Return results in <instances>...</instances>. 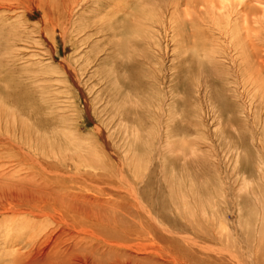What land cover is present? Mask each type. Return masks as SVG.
I'll use <instances>...</instances> for the list:
<instances>
[{
	"label": "rangeland",
	"instance_id": "rangeland-1",
	"mask_svg": "<svg viewBox=\"0 0 264 264\" xmlns=\"http://www.w3.org/2000/svg\"><path fill=\"white\" fill-rule=\"evenodd\" d=\"M113 1L0 0V211L124 246L66 264H264V0Z\"/></svg>",
	"mask_w": 264,
	"mask_h": 264
},
{
	"label": "bare ground",
	"instance_id": "bare-ground-1",
	"mask_svg": "<svg viewBox=\"0 0 264 264\" xmlns=\"http://www.w3.org/2000/svg\"><path fill=\"white\" fill-rule=\"evenodd\" d=\"M66 1H67L66 2V7H67L68 14H70V11L72 9H75V8H73L74 6L76 7L77 4H80L81 3V2L79 3L80 0H66ZM177 1H179V0H177ZM109 3H110V5H109L110 7L107 6L108 9H106V11L102 14V17L105 18L106 23H107L104 28H108V24H109V21H110V18H111L110 17L111 14H115V12H118V11L121 12L122 11V13H121V15L119 17L122 18L123 16H125L124 15V8H125L124 2H121V1H116L115 2L113 0H109ZM104 4H107V3H104ZM184 4H185V2H184ZM56 5L58 6V4H56ZM56 5H55V7H57ZM136 5H137V7L139 6V4H136ZM178 5H179V3H178ZM40 9H41V7H40ZM27 10L30 13L32 10H37V7L34 5V3L33 4H29L28 7H27ZM42 11H44V8H43ZM48 12L44 11L42 13L43 14L42 15V17H43V19H42L43 20V29H44V26H45V28H46V26H48L49 21H50V23H51L52 26L50 25V27L49 26L48 27L51 30H54V28H56L55 26H57L59 24V21H58L59 19L58 18L56 19V17H54L52 19L53 16L50 17V15L48 14ZM74 12H75V10H74ZM71 13H73V12H71ZM213 15H214V13H213ZM119 17L115 20L116 22L119 21L118 20ZM114 18H115V16H114ZM137 19H138V16H137ZM123 20H124V18H123ZM127 24L128 23H126V21H125V23L123 25H121L123 27H121V28L119 27L118 30L112 29V31L114 32V30H116L117 32H115L114 34H117V35H119L121 37V34L122 33L124 34L126 32V27L129 28V26H127ZM88 26H89V24H88ZM91 26H92V24H91ZM111 26H113V25H111ZM95 27H93V28H95ZM97 28L100 29V26L97 27ZM97 28H96V30H97ZM99 31H101V30H99ZM90 32H92V31H90ZM121 38H123V37H121ZM122 40H119V42H118V48H116V49L119 50V52H122V48L124 47V43L125 42H124V39H122ZM121 62H122V60H121ZM121 65H122V63H121ZM124 66H126V65H124ZM122 67H123V65H122ZM128 70H129V68H128ZM132 77L133 78L136 77V74L134 72H133V76ZM13 86H14V84H13ZM127 86L129 87V89H133V88H131L132 85H130L129 83H124L123 81H120V88H123L124 89ZM20 94H21V97H19L20 95H18V97L15 98L16 101H19L20 99H22L23 93L21 92ZM12 101H13V99H12ZM44 139H46V138H44ZM20 166H23V165H20ZM15 183H17V182H15ZM18 186L19 185L15 186V187H18ZM14 199H15V197L11 201L9 200V202L7 203V207H4L3 211H0V214L1 213L3 214V212H4V214L5 213L8 214V216H5L4 215L5 216V220L7 219L6 217H8V222L6 224L7 228L4 229V231L9 230L8 233L6 234V237L5 238L1 239V237H0V259H1L0 260V264H45L50 258H57L58 261H61L64 264H66L65 260H67V258L69 256V254H67L66 252L70 253L71 251L76 250V249H80V250L86 252V254L91 259H95L97 257H100L99 260L101 261V259H102V257L104 255L110 254V253L115 254L116 251L114 249H120L123 246L121 244H116L115 242H113V243L110 244L111 247L108 248V249H106V251L104 253H102L100 251H95L94 249H90V248L87 247V245L85 243L79 244V242H73L71 245L69 244V245H67L66 247L63 248L62 245H60V243L58 241V239H59L58 236L57 237H54L52 234H45V233H43V230L41 228L40 229H35L34 227H32L34 224H36V222L39 220V218H41L43 216V214H41L40 212L36 211L37 209H40V208H38L37 206H35L34 207L35 210H34V209L31 208V205L30 204H27L28 207H22V208L16 207L13 204ZM191 211L192 210H190V212ZM188 212H189V210L187 211V213ZM188 215L189 214H187V216ZM3 220L4 219H1L0 222H2ZM0 230H1V227H0ZM10 231H14V232L10 233ZM139 246H140V243L135 244L134 248L136 249V252H137V248ZM71 264H77V263L73 262Z\"/></svg>",
	"mask_w": 264,
	"mask_h": 264
}]
</instances>
